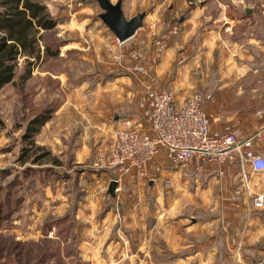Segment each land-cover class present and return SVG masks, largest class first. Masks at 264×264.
I'll list each match as a JSON object with an SVG mask.
<instances>
[{"label":"crops","instance_id":"1","mask_svg":"<svg viewBox=\"0 0 264 264\" xmlns=\"http://www.w3.org/2000/svg\"><path fill=\"white\" fill-rule=\"evenodd\" d=\"M128 1L122 0V10L131 18L135 14L128 13ZM101 12L93 27L82 31L85 42L78 48L100 50L99 58L112 66L125 62L131 74L140 69L145 76L135 82L138 87L142 84V98H149L157 85H169L181 98L198 94L211 131L256 135L253 148L264 158V12L193 11L171 24L161 11H153L145 14L142 26L124 42L102 23ZM108 47L122 52V58L111 61ZM114 79V85L126 84L127 91L134 82L128 75ZM115 112L119 118L133 116V121L150 113ZM87 142L77 139L74 145L82 152ZM237 174L234 163L207 167L197 179L189 172L168 173L167 178L179 181L184 193L171 194L165 205L156 194L152 203L154 185L150 182L152 189L144 188L135 174L120 179L114 196L103 191L105 176L111 173L88 175L91 187L82 190L84 198L74 216L81 227V255L91 264H249L248 260H259L264 255V206L254 207L253 198L264 195V171L247 170V187ZM122 180L129 185L125 189ZM187 184L191 189L185 191ZM106 196L109 202L104 203ZM183 200L194 206L188 215L181 212Z\"/></svg>","mask_w":264,"mask_h":264},{"label":"rangeland","instance_id":"2","mask_svg":"<svg viewBox=\"0 0 264 264\" xmlns=\"http://www.w3.org/2000/svg\"><path fill=\"white\" fill-rule=\"evenodd\" d=\"M38 1L46 6L57 24L42 31L41 59L32 66L30 76L21 81L26 66L20 58L13 82L0 87V264H91L79 249L81 227L74 218L75 211L84 198L82 190L91 187L88 175L111 173L105 176V193L108 181L119 176L117 170L98 169L94 165L96 151L111 138L120 119L133 117L119 118L115 111L118 114L133 111L135 116L139 111H150L152 90L164 85L155 86L149 98H142L139 89L142 84L138 87L135 82L145 76L140 69L131 74L125 62L112 66L109 60L105 63L99 58L100 50L78 48L85 42L82 31L93 27L100 12L94 1ZM128 2L126 7L131 15L161 11L166 20L171 19V24L193 11L264 12V0ZM46 45L53 51L51 55L43 53ZM106 52L113 61L115 51L108 47ZM121 53L117 51L119 56ZM127 75L134 80L129 91L124 83L114 85L115 77ZM116 91L118 94H114ZM43 113H48L46 120L36 124L34 118ZM148 118L145 112L135 122L146 124ZM77 139L88 141L82 152L74 145ZM172 172L180 171L169 166L163 154H158L148 165L146 178L131 171L121 178L135 174L145 183L144 188L151 182L152 203L156 194L165 205L171 194L182 192L179 181L167 178L170 176L166 174ZM124 183L122 180V189L129 186ZM184 187L185 191L191 189L188 184ZM105 201L109 202L107 196ZM182 203L181 212L191 213L194 206L184 200ZM247 263L264 264V255Z\"/></svg>","mask_w":264,"mask_h":264},{"label":"built area","instance_id":"3","mask_svg":"<svg viewBox=\"0 0 264 264\" xmlns=\"http://www.w3.org/2000/svg\"><path fill=\"white\" fill-rule=\"evenodd\" d=\"M113 56L117 60L123 54ZM143 124L120 119L111 138L96 151L94 165L117 170V184L130 171L146 178L147 167L158 154H163L169 166L191 173L194 179L207 167L234 163L237 176L247 187V170L264 171V158L253 148L256 135L238 137L211 131L202 98L196 93L181 98L168 86L153 89L148 122ZM253 205L263 207L264 195H256Z\"/></svg>","mask_w":264,"mask_h":264},{"label":"trees","instance_id":"4","mask_svg":"<svg viewBox=\"0 0 264 264\" xmlns=\"http://www.w3.org/2000/svg\"><path fill=\"white\" fill-rule=\"evenodd\" d=\"M56 24V19L38 0H0V87L13 82L20 58L26 66L21 81L30 76L32 66L41 59L42 31L51 30ZM43 53L51 55L53 51L46 45ZM45 116L48 113L38 115L33 121L41 123Z\"/></svg>","mask_w":264,"mask_h":264},{"label":"water","instance_id":"5","mask_svg":"<svg viewBox=\"0 0 264 264\" xmlns=\"http://www.w3.org/2000/svg\"><path fill=\"white\" fill-rule=\"evenodd\" d=\"M98 4L102 12L99 18L102 23L112 32L119 42H124L132 37L135 31L142 26L144 13H137L131 18H127L122 10V0L112 3L110 0H92ZM116 181L109 183L108 193L115 195ZM261 264V263H260Z\"/></svg>","mask_w":264,"mask_h":264}]
</instances>
